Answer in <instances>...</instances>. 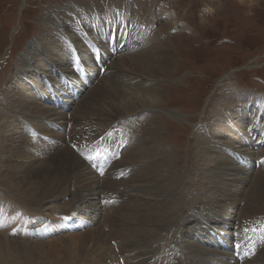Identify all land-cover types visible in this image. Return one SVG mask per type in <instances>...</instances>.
Returning a JSON list of instances; mask_svg holds the SVG:
<instances>
[{"label": "rangeland", "instance_id": "rangeland-1", "mask_svg": "<svg viewBox=\"0 0 264 264\" xmlns=\"http://www.w3.org/2000/svg\"><path fill=\"white\" fill-rule=\"evenodd\" d=\"M127 9L128 15L126 14ZM61 15H66L72 19L71 28H75L78 32L77 34L87 38L86 41L90 43V46L87 47L92 58H94L93 50L97 42L92 43L94 40L89 39L88 36L83 33L87 32L84 28L86 23L90 29L95 26V23H99V25L103 24V27L104 23H106L105 26L108 27L107 25H109V21L111 20L110 16H112L113 22L115 23L114 32L117 29L116 24L122 22L123 25H126L125 20L127 24L129 21L136 25V27L140 26L148 33L149 37L152 38L153 36L154 39L168 46V52H171L172 56H175L171 64L173 65V71L169 74L170 77L168 76L165 79L158 80L159 84L164 83L163 85L166 87L163 103L160 104V106L155 105L154 109L145 112L147 115L156 117L155 123L158 124V126L155 125L156 129L152 128V132H144L142 129L144 124L142 121L137 120L140 118L138 115H142L139 113L131 114V116H127L124 119L132 129L129 136L133 138L132 142L134 141V144H138L143 140L145 142L148 141L146 146L152 145L154 142L157 144V149L154 153L155 158H153L152 161L147 159L148 165L139 163L123 166L124 163H122L119 165L120 167L108 170V164L112 162L113 157L116 158L117 165L121 162L123 157L122 155H117L116 157V151L115 148L112 147V143L106 148L105 145L107 142H105L103 144V151L99 152L100 155L101 153L103 155L101 158H104V156L107 157L108 155L109 158H100L101 160L96 161L90 158L88 154L92 153V155H94V149L96 150V148H98L96 146L102 139L98 138L92 142L89 141V146L86 147L81 146V144L84 143L82 138V141L75 138L76 142H79L78 145L74 144L75 140L71 141V139L66 143V146L75 150L76 153H78L77 155L81 158H87L86 160L90 163L95 162L92 164V170L93 172L97 171L99 174V181H101V184L99 183L101 187V201L97 203L98 207H96L98 209L96 213L99 215L97 214L98 216L93 217L92 222L87 220L91 218V215H87V219H85V215L82 214V207H72L71 201H67L63 204H53L54 206L51 205V208L45 212H40L39 209L38 211H34L29 207L23 206V203L18 201V199L21 200V198L23 199L26 197L23 196V193H21L22 195L20 194V198L18 197L17 199L11 196L10 192L6 190L11 184L8 186L7 182L4 180L5 178L3 176L7 173V167L5 163L1 164L0 162V207H4V204H6V207H16L20 212V217L18 219L19 225L17 229L14 230L15 232L13 230L7 232L8 238L34 245L28 250V254H19L20 258H18L17 264H27L29 262L31 264H63L67 261L68 257V255L65 257V248L70 249V246H68V239L75 234L81 233L82 235H88L94 228L98 229V227H105L104 218L106 215H109V211H112V214L118 215L120 213V208H124L122 207L124 203L128 201V204L129 201L131 203V200L134 198H140L139 196L136 197L134 194H141L144 188L140 190V193L134 186L131 188L128 186L126 188L123 184L129 183L133 177L139 179V174L144 171V168L147 169L144 173H141V175L143 174V178L149 179L151 172L155 170V165L160 163V160H166L164 164L161 165L160 170H162V173L164 172L165 176L167 175L168 178L171 176V178L166 179L167 181L170 180L167 189L173 196L176 195L178 200L176 204L170 205V210H168L167 215L160 219L162 223L159 227L161 228L156 229L154 232L155 239L153 238L154 240L152 243H154V245L152 248L162 246L163 244V247L157 250L155 256H157L158 253L162 256L167 253L168 255H165L167 261L165 262L164 260V264H168L170 260H175L174 264L184 260L185 257L183 252L185 253L186 251L182 249L178 243L177 236L179 233V238L189 240L193 249H196V247L206 248V250L227 249V251L236 254V259L239 261L237 256L241 255L243 257L244 249L241 247V250H243L241 254L237 252L239 250L235 251L236 246L233 243V232L237 230L240 223L245 221H247V226L251 228L248 220L258 217H261L262 227H264V213H262L264 208L258 209L257 211H262L261 214L254 216L255 213L260 212L254 210L253 207H251L250 211L248 207H246L247 205H255L248 200V197L250 196L251 198L253 193H255L252 184L255 180V176L259 172L264 173V160H262L264 158V150L258 151L259 154L257 153L256 156L253 155L251 157L250 160H253V163L255 162V168L252 169L253 173L251 172L247 180H244V182H233L231 187L222 186L223 188L221 187L220 190L217 189L219 190V195L216 194L215 196L208 195L207 188L213 185L219 186V181L225 184L230 183V177L233 176L242 175L246 177L243 173L236 175V172L231 170L230 167L245 166L241 159H239L240 157L238 155L240 152L238 150H241V145L251 144L249 138H259L264 129V97H261V100L253 98L254 94L264 96V0H0V104L8 103L11 100L13 94H15L12 93L11 90L14 88L17 81L22 82L23 85L34 88V82L38 78L39 80L42 78L44 80L42 82H48L49 84V75H52V73L53 75L56 74L58 65L54 63L47 49H37L41 46V35L43 33L46 35V30H48L50 26L52 32H50V30L47 31V35H49V37H52V35L53 37L55 36L59 43L62 44L64 48H67V50H61L62 54H67L66 61H69V64L73 61L75 62V60L84 61L81 60L79 54L76 55V47H70L73 42L71 36L63 34V32L60 33L61 28L57 30V28H53L51 22H49L53 17L58 21ZM43 16H49V18H47V20L45 19L46 21L44 22H40ZM100 16H106L107 19H103L104 17L101 19ZM108 30L110 31L109 27ZM114 32L111 33V36L109 35L106 37L105 41H107V43H110V38L112 37H115L116 43L119 31H117V35H115ZM96 35L97 31L95 29V33L92 37ZM76 36L77 35H75V37ZM102 36L103 35H100V37ZM96 39L98 41L99 37ZM99 44L101 49L106 52V49L101 45L102 43ZM33 47L34 50L31 49ZM106 48L112 49L114 47L106 45ZM30 50L42 60V63L44 62L46 64L48 69L54 72L50 73L48 69L47 71L41 70L42 65L37 62L38 59L35 60V58H33L34 55H31L32 53L30 54ZM135 54H138L137 50ZM116 55L111 59L109 58V60L105 53L104 57L107 61V66L114 63L115 60H119V58H117L119 55ZM25 64H28V69L31 73L25 71L27 68H24ZM120 70L121 69L118 70L115 67L112 69L106 67L105 73H100L92 86L97 85L103 78L112 79L114 81L116 77H126V75L123 74L126 73L127 70H123L124 73ZM41 72H44V74L42 75ZM86 85L88 86L87 82ZM46 90L49 93L50 87ZM8 92L11 93L8 94ZM98 94L97 92L90 95L91 98L96 97L95 99H97ZM28 103L31 107L33 106L30 102ZM78 103L76 102V104ZM40 104L41 107L53 104L58 108L57 104L55 105L53 102L43 100ZM76 104L73 105L72 109L68 112L71 116L68 126L69 131L73 126L78 124L77 119L79 120V118H81L78 114L72 116L77 106ZM85 106L88 107L89 103H86ZM245 110L246 113L249 114L247 118L243 117L246 125L256 117L259 118L263 127L256 129L257 131L253 133L252 136L247 134L249 138L243 136L244 141L240 142L236 130L241 131L237 126H239L243 120L239 123L238 118H236L235 115L232 116V123L235 124L232 126L231 123L226 122V118L231 117L230 115L233 114L232 112H244ZM17 112L20 113L22 111L19 108ZM120 113L124 114L126 111L119 112L118 110L116 112L117 115ZM45 117L46 116H41L36 122H44ZM219 117L221 121L224 119L222 122L224 125L223 128L218 126L220 121L218 119ZM29 119L32 121V117L28 118V120ZM148 121L150 122L151 120L149 119ZM44 123L48 125L50 122L46 120ZM122 124L124 126L118 125L117 128L114 129L116 131L113 132V135L116 134L123 138V132L125 131L128 133L129 128H126L125 123ZM21 126L19 121H14L12 115H9L8 118L5 119V123L0 122V155H3L2 150L3 146H5L3 136H1L2 134L9 136L12 131H20L18 133L19 135L23 134V137L30 136V133ZM68 130L65 132H68ZM83 131L87 133L88 128L85 127L79 130L80 137H85L86 133ZM32 139L34 142H39L38 139H34V136ZM152 139H154V142ZM220 140L226 141L224 142L225 144L218 143ZM203 141L206 143L205 147L202 146V144H204ZM73 145H75L77 149L74 148ZM210 149H216L217 151L212 152ZM26 150H28L27 147ZM65 154L66 153L61 152V155L58 154L55 156L50 161V166H55L56 164L53 165L54 163L58 164V160ZM158 159L159 161H155ZM223 159L225 161H221ZM232 161L234 164L230 163ZM62 162H64V159ZM100 163L106 164V167H104V171L106 170L104 178L100 177L102 175L101 172L98 171ZM227 163H229L230 167H227L229 166ZM93 166H96V168ZM218 166L221 167L220 173L215 170ZM124 172L127 173L126 176H124ZM121 173L124 174L122 175L124 177L119 178L118 175ZM223 174H227V176H223ZM205 177H213V179L212 181H207ZM171 179L173 180L171 181ZM77 182L75 177L73 179L67 177L66 189L72 195L76 193ZM170 187L173 188L170 189ZM13 189V186H11V190ZM229 189L235 190L236 193H238L236 196V198H238V203H236L237 208L230 212L229 217H238L240 215L242 218L241 221L233 223L231 230H229V226L225 227V229H228V231L232 233L228 236L229 241L232 240V244L226 245L224 240H221V236L214 238V234L219 233V230H221L217 223H212V225L219 228V230L214 228L211 231V235H214L213 241L207 240V242V237L204 235H202L201 239L199 237L193 238V235L189 234V231L201 232L202 229H206L207 231H210V229L205 224L199 226H195V224L191 226V224L193 222L197 223L196 221L198 220L204 223L203 217L211 216V218L214 219L216 214L218 217L221 216L220 210L223 209V204L227 200L226 198L231 196V194H229ZM124 191L133 193V196L126 198ZM199 196H204L206 199L204 197L199 199ZM261 198L264 204V193L261 195ZM188 199L190 203H188ZM67 200H69V198H67ZM109 200L112 201L110 204ZM171 207H177L178 210L176 209L174 212L171 210ZM128 210L129 209L125 207L122 212H127ZM103 213L105 215H103ZM44 215L47 219L42 218L45 217ZM248 215L253 217L248 218ZM71 216H73V221L66 222L65 218ZM101 218L103 219L101 220ZM173 219L174 221H172ZM208 220L210 221V218ZM173 222L177 227H174V230L171 226ZM50 224L54 225L50 226ZM83 224L86 226L82 229L70 231L72 226ZM108 226L105 228L108 229ZM38 227L43 229L39 230ZM170 229H172V231ZM175 231L177 232V236H175L176 238H172ZM106 237L107 242H110L111 238L115 237L116 240H111V244L116 246V250L121 249L119 247L121 246V242L119 241L121 238L118 234H112V237L108 234ZM117 238L120 239L117 240ZM246 241L251 242L249 246L250 254L247 255L248 257L246 256L243 261L251 260V262L248 261L247 264H264L263 257H260L261 253H264V245L257 251L253 250L254 245L258 244L257 236L255 237L253 234H248L246 235ZM169 242L170 246L168 245ZM215 242H218L221 247ZM28 246L26 245V247ZM90 247H92L91 244ZM189 247L190 246H188V248ZM23 250L24 247H21L20 251L22 252ZM162 251H166V253ZM33 252L34 254H32ZM175 255L178 257L177 263L176 259H173ZM195 255L197 254L191 255L192 258L189 257L187 261L188 264H194L197 261L198 263L196 264H200L204 261L202 258H199V255ZM25 256H27V258H25ZM213 257L214 256H212V258ZM101 259L102 257L100 260ZM122 259L123 258H120L121 262L124 260ZM192 259L193 262H191ZM108 261L110 263L111 259ZM107 263L106 261L102 262V264ZM135 263L136 261L134 264ZM240 263L241 261H239L238 264Z\"/></svg>", "mask_w": 264, "mask_h": 264}, {"label": "bare ground", "instance_id": "bare-ground-1", "mask_svg": "<svg viewBox=\"0 0 264 264\" xmlns=\"http://www.w3.org/2000/svg\"><path fill=\"white\" fill-rule=\"evenodd\" d=\"M126 12V14L128 15V9ZM60 17L61 18L59 19L57 18L58 21L56 20V18L53 17L49 20V22H51L53 28H57V30L61 28L60 33L63 32V34L71 36V40L73 42L70 47L75 46L77 49L76 55L79 54L81 60H84L85 62L80 61V64L75 65L73 63L74 61L70 64L69 61H66L67 54H62L61 50H67V48H64V46L59 43L58 39L55 36L53 37L52 35V37H49V35H47V31L50 30L51 26L48 30H46V35L45 33L41 35V46H39V48L37 49H47L50 54V57L52 58V60H54V63L58 65V68L57 71L55 70L56 74L53 75L52 72L54 71L48 69L46 64L44 62L42 63V60L39 59V57L36 56L34 52H31V50L29 51L30 54L32 53L31 55H34L33 58H35V60L38 59L37 62L42 65L41 70L47 71L48 69V71L52 73V75L49 73V84L48 82H42L44 81L42 78L40 80L38 78L34 82V88H31V86L28 87L27 85H23L22 82L17 81L15 83L14 88L11 90L12 93H15L13 94L11 100L9 98L10 101L8 103L0 104V122L5 123V119L8 118L9 115H12L14 121H19V123L22 125L21 127L25 128L27 132L30 133L29 137H23V134L19 135L18 133L20 131H12L9 136H5V134H2L1 136H3L5 146H3L2 150L3 155H0V162L1 164L5 163L7 167V173L5 174V176H3L5 178L4 180L7 182L8 186L9 184H11V186H13L14 188L13 190H11L10 186L7 187L6 190L10 192L11 196H13L14 198L16 197L17 199L20 194L23 193V196L26 197H24L23 199L21 198V200L18 199V201H21L23 203V206L29 207L34 211H38L39 209L40 212H45L49 210L51 208L50 206L53 204H63L67 201H71L72 207H82V214L85 215V219H87L86 216L90 214L91 218H88L87 220L89 222H92L93 217L99 215L98 213H96L98 211V209L96 208L98 207L97 203L101 201V187L99 185L101 181H99V174L97 171L93 172L92 170V164L95 162L90 163L86 160L87 158H81L79 155H77L78 153H76L75 150L66 146V143L69 142V139H71L72 141L75 140V138H78L79 140H81L82 138V140H84V143L81 144V146L86 147L89 146V141L92 142L93 140L100 138L102 139V141L97 144L96 147L98 148L95 147L96 150L94 149V154L96 152L103 151V144L105 142H107L105 145L106 148L109 147L110 143H112V147H114L116 151V157L117 155H122L123 157L118 165L116 158L113 157L112 162L110 161L111 163L108 164V170L118 168L120 167L119 165L122 163H124V166L139 163L147 164V159L152 161L153 158H155L154 153L157 149V144H155L154 139H152L154 143L149 146H146L148 144V141L145 142L144 140L138 144H134V141L132 142L133 138L129 136V133L132 131V129L129 126L128 122H126L124 119L127 116H131V114L133 115L135 113H139L142 115H138L140 118L138 117L139 119L137 120L142 121L144 125L148 124L146 126L143 125L142 127L144 132H152V128L156 129L155 125L158 126V124L155 123L156 117L147 115V113L145 112L147 110L154 109L155 105L160 106V104L163 103V100L165 98L164 93L166 87L165 85H163L164 83L159 84L158 80L167 78L171 71H173V65L171 64L173 63L175 56H172V53L168 52V46L163 45V43L159 42L157 39H154L153 36L152 38L149 37L148 33H146L144 29H142L140 26L136 27V25L129 21L127 24L125 20L126 25H123L122 22L116 24L117 29L115 32L113 31L115 23L113 22L112 16H110L111 20L109 21V25H107L110 28V31L108 30V27L105 26L106 23H104L105 28L103 27V24L99 25V23H95V26L91 29L86 23L84 28L87 32L83 33L88 36L89 39L94 40L92 43L97 42V45H100L99 43H102L101 45L103 46V48L106 49L105 53L108 59H111L116 54V56L119 55L117 57L119 58V60H115L114 63L108 65V69H112L115 67L118 70L121 69L120 71L123 73V70H127V72L123 74L126 75V77H116L114 81L112 79L109 80L107 78H103L97 85L92 86L95 79L98 78L99 74L101 73V68L98 66L95 60V56L94 58H92L89 54L87 46H90V43L86 41L87 38L77 34L78 32L75 30V28H71L72 19H70L66 15H61ZM100 17L101 19L103 17V19H107L106 16ZM47 18H49V16H43L40 22L46 21ZM95 29L97 31V35L95 37H92V35L95 33ZM117 31L120 32L119 35H117ZM50 32H52V29L50 30ZM113 32L115 33V35H117V40L116 43H114L115 46H113L115 49L111 51V49L106 48V45H109V43H107L105 39L107 36H111V33ZM75 35L77 36L75 37ZM100 35L103 36L100 37ZM97 37H99L98 41L96 39ZM31 49L34 50V47ZM136 50L138 51V54H135ZM101 59L104 62L106 61L104 56L101 57ZM105 65H107V63L103 66ZM24 68H26L25 71L27 73H31L28 69V64H25ZM41 74L43 75L44 72H41ZM84 77L85 79H83ZM86 82L88 83V86L86 85ZM48 87H50L49 93L46 90ZM11 92H8V94H10ZM97 92L99 93L97 99H95L96 97H92V99L91 95ZM261 97L264 96H260L257 94L253 95V98L255 99L261 100ZM43 100L47 102H53L55 105L57 104L58 108L53 104H48L49 106L45 105L41 107L40 103ZM28 102L33 104V106L31 107ZM76 102L79 103L76 104ZM86 103H89L88 107L85 106ZM75 104L77 106L74 112L72 113V116H76L78 114V116H81V118H79V120L77 119L78 124L73 126L69 131L68 126L71 116L68 112L72 109L73 105ZM19 108L22 111L20 113L17 112ZM118 110L119 112L126 111V113H120L117 115L116 112ZM232 113L233 114L230 115L231 117L226 118V122L231 123L232 126L235 125L234 123H232V116L235 115V117L238 118L239 123L241 122V120H243L240 125L238 124L239 126H237L239 129H241V131L236 130L238 140L240 142L244 141L243 136L249 138L247 134H250L252 136L253 133L257 131L256 129L263 127V124L261 123L259 118L256 117L253 118L248 125H246L245 120L243 118H247V116L249 115L248 113H246V110L244 112ZM41 116H46L45 119L43 118L44 122H46L47 120L50 123L48 125H46L43 121L37 123V119ZM30 117H32V121H30V119L28 120V118ZM149 119L151 120L150 122L148 121ZM218 119L220 120L218 126H221V128H223L224 125L222 124V122L224 121V119L223 121H221L220 117ZM258 120L259 122L257 123ZM122 123H125L126 128H129L128 133H126L125 131L123 132V138L119 137L116 134L113 135V132L116 131L114 129H116L118 125L122 126ZM85 127L88 128V131L87 133L83 131L86 133L85 137H80L79 130ZM66 130H68V132H65ZM261 133L262 135L259 138H249L251 144L241 145V150H238L240 152V154L238 155L240 157L239 159H241V161L244 163V167H230L229 163H227L229 165L227 167H230L231 170H234L236 172V175H240L243 173L246 175V177L242 175L233 177L228 176L231 180L230 183L225 184L219 181V186L213 185L207 188L208 195L215 196L216 194H218L222 186L231 187L233 185V182H244V180L248 179L249 175H251L252 169L255 168V162L253 163V160H250L251 157L253 155L256 156L258 151L264 150V129ZM33 136L34 139H38L39 142H34L32 139ZM224 142L226 141L220 140L218 143ZM78 143L79 142H76L75 140L74 144L78 145ZM203 143L204 144H202V146L205 147L206 143L204 141ZM26 147L28 148V150H26ZM210 151L215 152L217 150L210 149ZM61 152H64L66 154L58 160V164L54 163L53 165L56 164L55 166H50V161L58 154L61 155ZM108 158L109 155L107 157L104 156V158L102 159ZM63 159L64 162H62ZM234 160L238 161L236 159ZM155 161H159V159ZM165 161L166 160H160V163L155 165V170L152 172L150 171L151 176L149 179H145L142 177L143 174L141 175V173H144L147 169L144 168V171L139 174V179L133 177V179L129 183L123 184L126 188L128 186L129 188L134 186L138 191L144 188L142 192L143 194L140 191L141 194H134L136 197L139 196L140 198H134L135 200H131V203L129 201L130 204H127V201L126 203H124L123 206L121 205L122 207H126L127 209H129L127 212H122L124 208H120V213L118 212L119 214L117 215L112 214V211L108 210L109 215H106L107 217L105 216L104 218V225L105 227L109 225L108 229H106L104 226L98 227V229L94 228V230L88 233V235H82L81 233H79L71 236V238L68 239V246H70V249L65 248V257L67 255L68 257L67 261H65L63 264H102L103 261H106V263L108 262L107 264H134L135 261V264H164V260L165 262L167 261V257L165 255L168 254L166 253V251H162L163 253H166L163 256L160 255V253L155 256V253H157V250H159L160 247H163V244L162 246L152 248L154 245L152 241L155 239L154 232L156 229L161 228L159 227L162 223L160 219L167 215L168 210H170V205L176 204V201L178 200L177 196H173L171 193H169V190L167 189L170 180L167 181L166 179L171 178V176L168 178L167 175L165 176V173H162V170H160L161 165L164 164ZM221 161L225 160L223 159ZM233 161L230 163H233ZM220 169L221 167L218 166L215 170L216 172L220 173ZM259 173L255 176V180L252 183L253 190L255 191V193H253L251 198L250 196L248 197V200L255 204L254 206H246L250 211L251 207H253V209L256 211L258 209L264 208V204L261 198V195L264 193V173ZM223 176H227V174H223ZM67 177H71L72 179L75 177L78 181L76 185V193L74 195H72L66 189ZM100 177L104 178L105 173ZM213 177H205V179L207 181H212ZM173 179H171V181ZM171 188L173 187H170V189ZM229 191V194H231V196L226 198L227 200L223 204L224 210H220L221 216L218 217L216 214L214 219L211 218V216L203 217L204 223L198 220L196 221L197 223L193 222L191 224V226L194 224L195 226L205 224L210 229V231L202 229L201 232H192L189 231V229V234L193 235V238L199 237L201 239L202 235H204L208 238H206L207 241L212 240L213 236L215 235L216 237L214 236V238L221 236V239L224 240L226 245L232 244V240L229 241L228 238V236L232 233L231 231H228V229H225V227L229 226V230H231L233 223L241 221L242 218L240 215L238 217H229L230 212H232L233 209L237 208L236 203H238V198H236L238 193H236V191H233L232 189H229ZM124 194L126 198L133 196V193H129L128 191H124ZM203 197L204 196H199V199H202ZM67 198H69V200H67ZM189 201L190 200L188 199V203H190ZM176 209L177 207H171V210L174 212ZM257 212L260 213H255L254 216H256L257 214H261L262 211L259 210ZM262 213H264V211ZM103 215L105 214L103 213ZM19 217L20 212L16 209V207H6V204H4V207H0V264H17L18 258H20L19 254H26L28 250L34 246L33 244H26L24 242L12 240V238H8L7 232L10 230L14 231L17 229L19 225ZM247 217L249 218L253 216L248 215ZM42 218L47 219L46 216ZM209 218L210 221L208 220ZM102 219L103 218H101V220ZM172 221H174V219ZM212 223H217L221 230H219L218 227L212 225ZM52 225L50 224V226ZM171 226L173 227V230L174 227L177 228L174 222L171 224ZM214 228H217L219 230V233L211 235V231ZM172 229L170 230L172 231ZM176 233L177 232L175 231V234L172 235V238L177 236ZM108 234L111 235V237L112 234L119 235L121 239L119 238V240L117 238V240L121 242V246L118 245L121 248L120 250H116V246H113L111 244V240H116L115 237H112L110 242H107L106 235L108 236ZM179 237L180 236L178 233V243L180 247L186 251L185 253L183 252L185 259L181 260L180 263L178 262L179 264H188L187 261L189 257H191V255L193 254H197L195 256L199 255V258H202V260H204L200 264L239 263V261H237L236 259V254L227 251V249L206 250V248L204 249L200 247H196V249H193L190 245L189 240H186L184 238L180 239ZM170 242L168 243L169 246ZM215 243L221 247L218 242ZM90 244L92 247H90ZM26 245L29 246L26 247ZM188 246L190 247L188 248ZM21 247H24V250L22 252L20 251ZM237 252L241 254L243 250L240 249ZM32 254H34V252ZM212 256L214 257L212 258ZM101 257L102 259L100 260ZM260 257H263L264 259V253H261ZM25 258H27V256H25ZM120 258H123L124 260L122 259L123 261L121 262ZM109 259H111L110 263L108 261ZM173 259H176L177 263V255H175V258ZM248 261L251 262V260ZM248 261H246V264ZM191 262H193V259ZM174 263L175 260H170L168 264ZM196 263H198V261Z\"/></svg>", "mask_w": 264, "mask_h": 264}]
</instances>
